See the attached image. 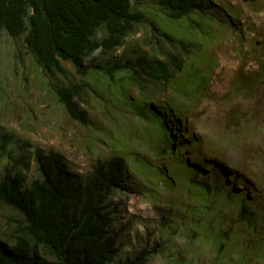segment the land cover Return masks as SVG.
I'll return each instance as SVG.
<instances>
[{
    "label": "rangeland",
    "instance_id": "1",
    "mask_svg": "<svg viewBox=\"0 0 264 264\" xmlns=\"http://www.w3.org/2000/svg\"><path fill=\"white\" fill-rule=\"evenodd\" d=\"M203 1L210 7L205 21L191 15L178 23L161 12L158 0L138 3L134 11L143 17L133 32L112 51L99 48L85 57L83 75L65 61L62 73L48 74L23 36L0 30V180L18 172L24 185L37 177L35 149L58 153L81 178L115 146L117 128L134 119L137 92L127 87L114 96V85L100 77L102 67L138 56L199 60L195 77L182 81L173 73L171 88L146 99L175 102L176 123L162 124L165 133L179 132L174 145L180 162L168 150L144 153L149 168L130 157L125 190L107 201L115 208L108 228L118 248L115 261L142 255L144 264H264V71L257 64L264 60V0ZM160 30L173 37L186 32L196 48L173 47ZM104 36L101 28L94 39ZM259 77L261 83L252 85ZM177 81L184 82L180 91ZM71 87L85 124L71 120L57 101L55 91ZM88 114L96 130L88 128ZM230 192L245 198L252 217H239L242 201ZM21 221L17 211L0 205V240H11Z\"/></svg>",
    "mask_w": 264,
    "mask_h": 264
},
{
    "label": "trees",
    "instance_id": "2",
    "mask_svg": "<svg viewBox=\"0 0 264 264\" xmlns=\"http://www.w3.org/2000/svg\"><path fill=\"white\" fill-rule=\"evenodd\" d=\"M144 1L0 0V30L13 38L23 36L35 61L48 74L62 73L60 63L65 61L71 63L76 73L83 75L86 74L85 57L99 48L106 53L112 51L133 32L143 17L134 7ZM158 3L161 12L175 23L191 15L204 16L202 21H205L210 11L203 0H158ZM223 21V25L231 24ZM101 28L105 36L96 41L95 33ZM160 33L173 47L196 48L186 32L179 37L165 30ZM167 58L168 62H162L138 56L124 64L113 61L102 67L100 77L114 85V96L131 87L138 99L133 101L134 119H130L127 126L117 128L115 146L106 156L96 157L84 177L72 175L58 153L40 149L34 150L37 177L27 185L23 184L24 178L18 172L4 174L0 180V205L17 211L22 221L12 229L11 240H0V264L145 263L142 255L115 261L118 248L108 231L115 208L107 201L115 191L125 190L130 157H136L140 167L149 168L144 157L146 153L156 151L163 156L168 150L180 162L178 147L174 145L179 132L165 133L162 124V120L168 119L176 123L175 102L158 101L152 105L146 103V99L161 88H171L173 73L182 75V81H188L189 75L195 77L199 60L182 62L173 55ZM257 64L264 71L262 58ZM122 73L125 77L119 78ZM262 80L259 77L252 85ZM182 81L174 83L177 91L184 86ZM55 95L71 120L81 124L87 122L86 112L74 99L77 96L74 88L56 90ZM95 123L88 114V128L96 130ZM181 124L186 133L185 118ZM166 139L171 143L167 144ZM181 148L186 149L185 145ZM159 172L163 174L164 170ZM228 196L241 199L240 218L252 217L246 211L244 197L231 192Z\"/></svg>",
    "mask_w": 264,
    "mask_h": 264
}]
</instances>
